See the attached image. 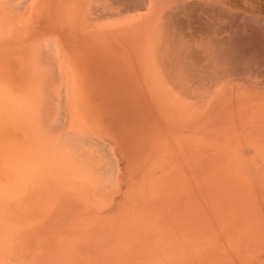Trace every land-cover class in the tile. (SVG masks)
<instances>
[{
	"label": "rangeland",
	"instance_id": "obj_1",
	"mask_svg": "<svg viewBox=\"0 0 264 264\" xmlns=\"http://www.w3.org/2000/svg\"><path fill=\"white\" fill-rule=\"evenodd\" d=\"M239 3L254 96L239 130L216 122L214 92L198 90L204 44L185 42L192 74L159 92L144 153L113 155L71 123L63 59L73 35L107 30V0H0V264H264V0ZM194 8L177 17L198 39Z\"/></svg>",
	"mask_w": 264,
	"mask_h": 264
},
{
	"label": "crops",
	"instance_id": "obj_2",
	"mask_svg": "<svg viewBox=\"0 0 264 264\" xmlns=\"http://www.w3.org/2000/svg\"><path fill=\"white\" fill-rule=\"evenodd\" d=\"M198 4L205 12L200 17L201 38H186V22L181 23L177 14L183 11L187 20H197L194 7ZM198 4L107 0V30L79 32L78 40L73 35L71 44L63 48L72 76L67 89L73 126L96 132L113 155H142L145 123L147 129L149 123L151 130L158 128L159 92L173 89L174 74H192V55L182 44L199 40L204 44L199 58L205 59V69L200 72L198 90L206 98L214 92L218 124L239 130L241 103L254 100L253 95L245 96L240 82L239 34H235L240 3L203 0ZM230 29L235 30L232 37ZM249 85L255 86L248 84V91Z\"/></svg>",
	"mask_w": 264,
	"mask_h": 264
},
{
	"label": "bare ground",
	"instance_id": "obj_3",
	"mask_svg": "<svg viewBox=\"0 0 264 264\" xmlns=\"http://www.w3.org/2000/svg\"><path fill=\"white\" fill-rule=\"evenodd\" d=\"M177 43V42H176ZM183 52V51H182Z\"/></svg>",
	"mask_w": 264,
	"mask_h": 264
}]
</instances>
